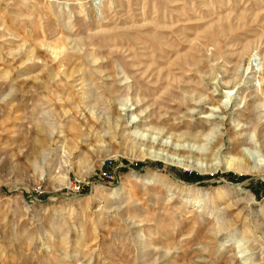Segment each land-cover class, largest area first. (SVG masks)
I'll return each instance as SVG.
<instances>
[{"label": "rangeland", "instance_id": "374dc122", "mask_svg": "<svg viewBox=\"0 0 264 264\" xmlns=\"http://www.w3.org/2000/svg\"><path fill=\"white\" fill-rule=\"evenodd\" d=\"M261 145L264 0H0V264H264Z\"/></svg>", "mask_w": 264, "mask_h": 264}, {"label": "bare ground", "instance_id": "6f19581e", "mask_svg": "<svg viewBox=\"0 0 264 264\" xmlns=\"http://www.w3.org/2000/svg\"><path fill=\"white\" fill-rule=\"evenodd\" d=\"M60 50H61V48H59V47H51V53L52 54H55V55H59L58 53H60ZM219 109H220V112H222L224 109L223 108H221V106L218 104V106H217ZM160 132V133H159ZM162 133V130H159L158 131V135L159 134H161ZM189 135V134H188ZM142 138V137H141ZM219 138V137H218ZM218 138H217V140L216 141H218ZM139 139V138H138ZM140 140H142V139H140ZM245 142V139L244 138H242V137H238V136H236V137H234L233 139H232V143L235 145V148H236V146H238V145H240V144H243ZM165 147H167V145H165ZM164 147V148H165ZM182 150V149H181ZM260 150L262 151V152H264V145H261L260 146ZM174 151H176V152H180V150H174ZM190 152V151H189ZM237 155L236 156H238V159H237V161L236 162H234V163H232L233 165H231V166H233V167H235V169L236 170H240V171H242V172H245V173H250V174H259V173H261L263 170H264V165H259V166H257V167H249L250 166V162H249V160L244 156V154H243V152L242 151H240V152H237L236 153ZM203 155V154H202ZM208 155V154H207ZM210 155V154H209ZM181 157H182V155H181ZM206 157V156H205ZM237 158V157H236ZM243 165V166H242ZM245 165H248V166H246L245 167ZM231 169V168H230ZM151 176V175H150ZM153 177H154V175H152ZM157 177V179L158 180H160V181H162V182H164V180L163 179H161V178H159L158 176H156ZM148 178V177H147ZM175 189H177V191L178 192H180V193H184V194H186V195H198V194H200L202 191L200 190V189H191V188H189V187H184V186H176L175 187ZM219 194H223L221 191L220 192H218Z\"/></svg>", "mask_w": 264, "mask_h": 264}]
</instances>
